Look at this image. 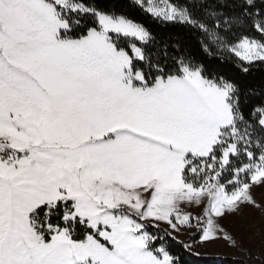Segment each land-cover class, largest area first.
Wrapping results in <instances>:
<instances>
[{
  "label": "snow or ice",
  "instance_id": "1",
  "mask_svg": "<svg viewBox=\"0 0 264 264\" xmlns=\"http://www.w3.org/2000/svg\"><path fill=\"white\" fill-rule=\"evenodd\" d=\"M260 70L264 0H0V264H264Z\"/></svg>",
  "mask_w": 264,
  "mask_h": 264
},
{
  "label": "trees",
  "instance_id": "2",
  "mask_svg": "<svg viewBox=\"0 0 264 264\" xmlns=\"http://www.w3.org/2000/svg\"><path fill=\"white\" fill-rule=\"evenodd\" d=\"M133 17L138 22H143L158 38H179L182 48L189 52L198 62L206 63L212 67H219L223 74L229 75L233 71L231 65H221L219 60L209 58L201 49L198 38L179 26L163 27L154 22L149 16L143 15L138 10H133ZM247 83L259 88L264 86V70L256 71L253 76L246 78ZM173 249L176 246L173 244ZM225 257H202L185 255V264H219ZM229 259H233L227 257Z\"/></svg>",
  "mask_w": 264,
  "mask_h": 264
},
{
  "label": "rangeland",
  "instance_id": "3",
  "mask_svg": "<svg viewBox=\"0 0 264 264\" xmlns=\"http://www.w3.org/2000/svg\"><path fill=\"white\" fill-rule=\"evenodd\" d=\"M256 198L261 199V190H256ZM245 215L252 218V221L259 225L261 221V215L259 213H252L250 210H245ZM226 224H230L231 220L225 221ZM230 230H234L231 229ZM189 238V233H184L181 235L180 239L186 240ZM260 247V238L257 237L255 240V248L258 250ZM194 251L199 252L202 257H230V258H239V254L234 250H230L225 246L223 241H219L216 244L203 245L195 244Z\"/></svg>",
  "mask_w": 264,
  "mask_h": 264
}]
</instances>
